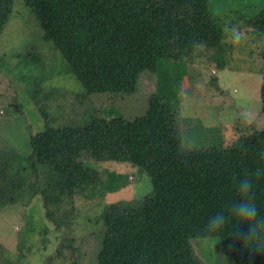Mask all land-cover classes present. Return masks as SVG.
Here are the masks:
<instances>
[{
	"label": "trees",
	"instance_id": "16d2710c",
	"mask_svg": "<svg viewBox=\"0 0 264 264\" xmlns=\"http://www.w3.org/2000/svg\"><path fill=\"white\" fill-rule=\"evenodd\" d=\"M15 1L0 0V36ZM20 1L35 14L88 95H133L146 72L160 77L159 93L146 115L134 121L98 117L84 128H48L30 139L31 166L51 168L61 188L58 203L63 194L100 185V174L84 156L132 163L151 176V195L136 205L112 204L102 214L105 236L98 264H141L142 256L143 264H199L191 241L214 238L223 243L228 264H264V251L255 247L258 241L246 240L249 225H236L233 218L221 231L205 232L209 216L238 198L232 177L264 166L258 159L264 131L244 133L241 144L230 149L184 156L171 106L175 93L165 78L169 63L186 67L185 59L200 46L224 51L223 21L213 17L210 0ZM244 26L264 38V9ZM262 101L264 113V82ZM253 179L264 216V178ZM52 193V186L37 193L45 196L50 217L57 209L48 200ZM64 252L62 247L60 257Z\"/></svg>",
	"mask_w": 264,
	"mask_h": 264
},
{
	"label": "rangeland",
	"instance_id": "374dc122",
	"mask_svg": "<svg viewBox=\"0 0 264 264\" xmlns=\"http://www.w3.org/2000/svg\"><path fill=\"white\" fill-rule=\"evenodd\" d=\"M263 9L264 0H210L222 27L236 24L247 39L233 46L225 37L223 52L200 46L186 67L171 62L164 68L184 156L240 145L244 133L257 131L242 124L245 110L264 121V38L244 26ZM159 87V75L146 72L136 94L88 95L35 14L15 1L0 36V264H98L102 214L112 204L136 205L151 195V176L132 163L84 156L100 174V185L63 194L58 203L61 188L51 168L31 166L30 139L48 128H84L98 117L134 121L146 115ZM50 186L55 194L48 200L57 208L51 217L45 196L37 194ZM191 248L199 264H228L218 239H195Z\"/></svg>",
	"mask_w": 264,
	"mask_h": 264
},
{
	"label": "clouds",
	"instance_id": "9594fccd",
	"mask_svg": "<svg viewBox=\"0 0 264 264\" xmlns=\"http://www.w3.org/2000/svg\"><path fill=\"white\" fill-rule=\"evenodd\" d=\"M225 35L233 46H239L247 39L245 32L236 24L226 25ZM241 122L245 127L255 126L256 130L264 131V121H257L256 116L250 111L245 110L240 114ZM258 159L264 162V149L258 153ZM256 181L264 178V166L257 167L254 172L245 173L241 176H233V186L237 193V199L230 201L225 210L218 211L209 216L205 225V232L208 236L224 229L230 219L237 221L236 225L247 224L250 231L246 240H257L255 247L264 251V216L260 215L259 209L254 197V179ZM234 235L236 233H233ZM141 264L145 257H141Z\"/></svg>",
	"mask_w": 264,
	"mask_h": 264
}]
</instances>
